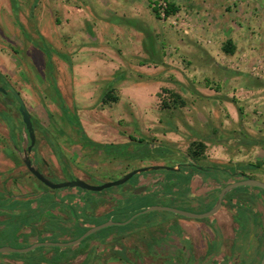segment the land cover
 <instances>
[{
	"label": "rangeland",
	"instance_id": "rangeland-1",
	"mask_svg": "<svg viewBox=\"0 0 264 264\" xmlns=\"http://www.w3.org/2000/svg\"><path fill=\"white\" fill-rule=\"evenodd\" d=\"M169 1L177 10L166 15L165 1L158 0L157 16L152 0H0V71L42 126L34 122L35 146L30 156L33 160L43 156L48 164L41 168L48 174L63 175L62 164L70 172L65 178L73 172L118 177L131 167L169 163L191 152L203 162L243 167L246 174L264 180V0ZM228 39L234 45L233 53L222 50ZM42 46L50 51L48 63ZM54 76L63 90L61 96ZM88 87L93 110L82 116L85 130L100 141L124 142L126 146L98 150L100 147L87 144L78 131L73 96L79 100ZM167 90L179 93L184 103L172 102ZM107 91L117 99L104 102L102 96ZM7 125L19 160L8 174L14 177L15 189H38L35 199L47 206H71L58 199L60 190L70 187L40 193L47 186L29 173L20 159L26 135L16 102L0 92V142L11 140ZM248 138L258 142L248 143ZM200 141L205 145L198 150ZM203 174L220 176L213 171ZM159 186L156 183L147 189L154 192ZM118 187L103 191L113 192ZM71 188L80 191L69 196L76 199L73 203L79 216L86 215L89 199L104 198L95 195L100 191L90 195L94 191ZM254 190L255 207L262 210L264 193L257 186ZM121 195L136 197L128 204L133 210L147 199L135 189ZM23 199L12 197L8 202L12 205ZM112 200L121 203L118 197ZM121 210L127 212L117 208L115 217L123 219ZM156 213L173 214L151 209L127 224L110 225L102 231L137 221L152 222ZM66 225L67 221L60 224L64 229ZM14 228L0 233V243L22 247L14 246L21 244ZM39 231H45L47 239L62 236L56 229ZM259 244L262 251L257 259L263 253V233ZM54 247L48 246L42 253L50 255ZM38 250L0 252V258L35 255ZM67 262L71 264V260Z\"/></svg>",
	"mask_w": 264,
	"mask_h": 264
},
{
	"label": "flooded vegetation",
	"instance_id": "flooded-vegetation-1",
	"mask_svg": "<svg viewBox=\"0 0 264 264\" xmlns=\"http://www.w3.org/2000/svg\"><path fill=\"white\" fill-rule=\"evenodd\" d=\"M7 128L8 133L10 134V142L14 146L13 150H15L16 147L13 136L11 135V126L7 125ZM28 144L29 139L27 137L26 146ZM34 146L35 145L32 146L33 149ZM32 148L27 152L29 156L31 155ZM101 149L105 148L101 146L98 150ZM202 159L203 158L198 157L191 152L185 154L182 153L177 160L169 163H145L136 167H131L121 174L119 173L118 177H108L110 175L106 176L103 174L105 175L104 178H100L98 177L99 174L92 172L90 174L84 173L85 177L82 178L73 172L70 177L65 178V173L70 172L61 164L60 169L63 173L62 180L79 177L92 184H100L104 181L121 178L124 174L136 168H151L134 173L127 181L119 184V187L113 192H106L103 191V189L100 190V194H96L95 191L92 192L90 195L95 193V195L104 197L101 200L100 198L89 199V202L93 201L97 204H103L104 208L102 213L96 214L94 212L90 213V211H86V216L82 218L77 217L75 219L74 217L66 219L67 229L65 230L60 226L63 221L56 222L54 227H50L56 229L60 234L59 236H62L60 237L61 239L58 238L55 240H72L81 235L87 228L110 219L116 222L111 225H123V223L117 222H124L127 219V216H131L133 213L155 204L169 205L191 212H204L213 206L222 186L248 175L245 172L240 173V169L221 166L215 162H203ZM35 161L39 166L38 168H40L46 176L58 178V176H52L41 168V164L44 166H47L48 164L43 156H40ZM152 166L157 167L152 168ZM211 171L219 173L220 176L203 174V172ZM142 172L143 174H140ZM133 177L134 180H131ZM57 181H59V179ZM156 183H159V189L154 192L147 189L148 185ZM239 186L243 187L239 189L237 188ZM239 186H236L225 193L222 198L221 206L225 205L228 211L231 212V225H234L236 228L240 224L243 228V232L245 233L244 243L246 256L244 257V255H242L245 258L242 259V262L249 264L253 255V249L256 248V245L259 243L261 231L264 229V205L262 210L255 207L254 188L256 186ZM121 187L124 188L121 189ZM128 189H135L137 192L146 195L147 199L144 205H140L134 210L129 208L128 204L135 202L134 200L136 197L131 199L122 198L123 196L121 194ZM259 190L261 193H264L260 187ZM114 196L120 199V205L112 200V197ZM117 208L127 211L124 212L121 210L122 212H120L122 217L124 216L125 218L123 217V219H121L115 217L117 213L115 211ZM171 212L173 213L172 215H166L165 217L156 213L151 217L153 220L152 222L138 223L137 221V223H133L131 226L104 231H102V229L107 226L102 227L93 231L77 243L54 247L53 252L50 255L42 253L44 249H48L46 247L49 245H46L45 247H37L39 250L35 255L24 254L7 257L2 255L0 258V264H69L67 262L69 260H71V264H93L94 262H98L99 264H112V262L118 264H196L198 261H202L203 264H215L213 261H204L202 258H197V254H194L189 246L188 232H186L182 223L179 221L180 218L197 219L203 217H191L174 211ZM134 218L135 217L129 222L133 221ZM66 221H64V223ZM58 226H60V228ZM109 226L110 225H108V227ZM78 228L81 230L85 229L80 231ZM98 231L102 232L99 233ZM65 232L67 233L66 235L63 234ZM132 235L136 236H134L132 241H129V236ZM238 240L239 234H236L235 244L238 243ZM235 255L232 258L233 263H235Z\"/></svg>",
	"mask_w": 264,
	"mask_h": 264
},
{
	"label": "crops",
	"instance_id": "crops-1",
	"mask_svg": "<svg viewBox=\"0 0 264 264\" xmlns=\"http://www.w3.org/2000/svg\"><path fill=\"white\" fill-rule=\"evenodd\" d=\"M44 49L45 48L42 46V50L45 52L46 62L48 63L51 60L50 51L48 50V52ZM52 79H54L56 82V89L59 91L61 96V92H63V90L59 85V82H57L55 76ZM52 83V85L55 84L54 82ZM78 86L79 83L76 82V87ZM88 89L89 87L83 93L84 95L82 94L83 97L80 96L79 100L75 99V96H73V100H75L77 103L75 114L78 116L84 133L88 138L98 143L107 144L109 142L100 141L98 136H94V134H90L87 130H85L86 128L84 127L85 125L82 116H84L86 111L93 110V105L90 103V101H92L90 100L92 99V93L89 92ZM88 143L89 142H87V144ZM81 144H86V142H81ZM13 148L14 146L10 141L0 142V194L3 195V202H5L0 204V233L2 231H10L11 228L15 227L13 231L14 235L15 237L20 238L21 244L14 246H26L38 240H48L47 237H45V235H47L45 231L40 233L39 230H55L53 227L56 225V222H64L66 219L75 217L72 208L76 212L78 209L76 210L73 205L74 203L72 204V202L76 199L69 196H74L75 194L78 195L80 191L77 188L71 187L66 190H60L58 199L67 201L71 206L67 205V207L57 205L55 207L47 206L46 202L40 201V199H35L38 196V193L36 194L38 189H24L21 186L20 188L22 189H15L16 186L14 185L13 179H11L14 177L8 176L10 173L9 169H13L15 163L19 161L18 159H15V150H13ZM30 158L35 163V160H33L31 156ZM20 159L24 164L23 158L21 157ZM3 165L5 167H2ZM76 174L81 178L85 177L82 173ZM62 177V175H58L59 180H62ZM49 191L51 190L46 187L43 191H40V193L44 194ZM53 191L55 190H52L51 192ZM19 196L24 197V199L19 200L17 203H15L16 201H13L12 205L9 204V198ZM65 197H67L66 200H64ZM87 208V211H90V213L94 212L96 214H100L102 213L104 206L102 203L97 204L96 202L90 201ZM230 213L231 212L228 211L227 207L222 205L218 211L203 218H180L179 221L182 223V226L185 228L186 232H188L189 246L192 249V252L197 254V258H202L204 261H213L215 264H246L242 262V259L246 256L244 243L245 233L243 232V228L240 224L236 228L234 225H231ZM161 216L165 217L166 215L161 214ZM77 217L82 218L84 215L79 216V212H77ZM47 226L53 227L48 228ZM261 233L264 234V229L261 231ZM236 234H239V240L237 244H235ZM8 244L10 243H0V245ZM259 245L260 244L258 243L256 248L253 249V255L249 264L257 263L256 260L258 255L262 251L260 250L261 248ZM234 255L236 256L235 263L232 262ZM242 255H244V257ZM4 257H7V255H4ZM196 264H203V262L198 261Z\"/></svg>",
	"mask_w": 264,
	"mask_h": 264
},
{
	"label": "water",
	"instance_id": "water-1",
	"mask_svg": "<svg viewBox=\"0 0 264 264\" xmlns=\"http://www.w3.org/2000/svg\"><path fill=\"white\" fill-rule=\"evenodd\" d=\"M0 92H2L4 94L10 92L13 95V98L17 102V110L19 111V113L21 115V118L23 121V126H24V132L26 135V139L24 140V143H23L24 152L22 154L24 164L26 165V167L30 171V173L32 175H34L36 178H38L40 181H42L47 186L48 189L56 190L58 188L74 187L75 186V187L85 189V190L100 191L104 188H108V187H111L114 185H118V184H121V183L127 181L136 172L151 168V167L136 168V169H133V170L127 172L121 178H118L115 180L104 181L100 184H92V183H89V182L79 178V177H72L69 179H63V180H59V181L51 180L48 176H46L38 168V166L32 161V159L30 158V156L27 153L31 150L32 146L34 145L35 134H34L32 116H31L29 110L27 109L20 93L10 84H8L6 87L3 85H0ZM27 137L29 139V144L25 147ZM153 167H157V166H152V168ZM239 185H254V186H257V187L264 189V180H261L259 178L253 177V176L245 175L241 179L227 183L226 185L221 187V189L218 193L217 199H216L215 203L213 204V206L204 212H191V211H186V210L179 209L176 207H172L169 205L155 204V205H151L149 207H146L145 209H142V210H139V211L133 213L126 221L117 222V223H127L136 215L143 213V212H146V211H149L151 209H166V210H171V211H174L176 213H180V214H183L186 216L205 217V216H208V215L216 212L222 204V198L225 195V193H227L230 189H232L236 186H239ZM38 195H39V193H38ZM72 204H73V202H72ZM73 205L75 207H77L76 204H73ZM114 223H116V222H114L113 220L110 219V220H107V221L102 222L100 224L91 226V227L87 228L81 235H79L78 237H76L72 240H66V241H62V240H38V241H35L29 245L22 246V247H12V246L4 245V246H0V252H5V251L28 252L32 249L37 248V247L46 246V245H49V246L71 245V244H74V243L81 241L82 239H84L87 235H89L93 231H96L102 227H105V226H108V225H111ZM258 264H264V249H263V253L260 257Z\"/></svg>",
	"mask_w": 264,
	"mask_h": 264
},
{
	"label": "trees",
	"instance_id": "trees-1",
	"mask_svg": "<svg viewBox=\"0 0 264 264\" xmlns=\"http://www.w3.org/2000/svg\"><path fill=\"white\" fill-rule=\"evenodd\" d=\"M153 1V6H152V8H153V10L155 11V13H156V15L158 16V9H159V6H158V0H152ZM165 1V6L163 7V9H164V12H165V14L166 15H168V14H172V13H174L176 10H177V8H178V6L175 4V3H173V2H171V1H169V0H164ZM222 50L224 51V52H226V53H233V51H234V45H233V43L231 42V40H226L223 44H222ZM49 52V51H48ZM48 56H49V54H48ZM0 85H3V86H7L8 85V81H7V79H6V77H5V74L4 73H2L1 71H0ZM167 91H169V94H170V96H171V101L172 102H174L175 104H177V105H181V104H183L184 103V99L181 97V95L179 94V93H177V92H175V91H173V90H167ZM8 94L13 98V95L10 93V92H8ZM117 99V96L116 95H113V94H111V92L110 91H107L103 96H102V100L104 101V102H107V101H109V100H116ZM13 100L16 102V100L13 98ZM62 104V103H61ZM16 105H17V102H16ZM2 112V111H1ZM74 116V119H75V123H76V125H77V129H78V131L82 134V137L84 138V140L86 141V142H89L90 144H92V145H94V146H97V147H101V146H103L104 148H109V147H120V146H126V143H107V144H102V143H98V142H95V141H93V140H91L90 138H88L87 136H86V134L84 133V130H83V128H82V125H81V123H80V121H79V118H78V116L76 115V114H74L73 115ZM32 120H33V123L35 122L37 125H39V123H38V121L37 120H34V117H32ZM10 122L11 121H9V124H10ZM246 142H248V143H256V142H258V140L256 139V138H248V140H246ZM204 143L202 142V141H200V142H197V147H198V150H201V149H203V147H204ZM193 151H195V150H193ZM243 168V167H242ZM240 169V173H243L244 172V170L243 169ZM241 187H243V186H239V187H237V188H241ZM262 189V188H261ZM263 191H264V189H262ZM64 229V228H63ZM85 229V228H84ZM84 229H82L81 231H83ZM65 230V229H64ZM79 234V233H78ZM41 247H43V246H41ZM51 247V246H50ZM261 255H262V253H261ZM261 255H260V257H261ZM260 257H259V259H257V263L256 264H258V262H259V260H260Z\"/></svg>",
	"mask_w": 264,
	"mask_h": 264
}]
</instances>
